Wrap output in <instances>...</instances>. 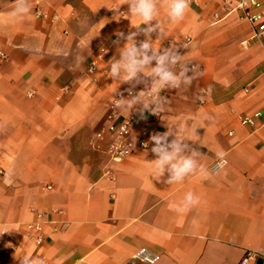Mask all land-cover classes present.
<instances>
[{"label": "crops", "instance_id": "obj_1", "mask_svg": "<svg viewBox=\"0 0 264 264\" xmlns=\"http://www.w3.org/2000/svg\"><path fill=\"white\" fill-rule=\"evenodd\" d=\"M14 2L0 0V13ZM224 2L191 0L175 24L161 8L156 20L165 35L153 33V46L175 45L198 73L191 85L160 93L158 120L150 121L149 111L141 116L139 105L120 110L122 119L138 115L136 133L183 126L187 142L202 153L199 163L210 169L216 151L227 152L221 174L171 185L167 174L151 175L152 142L118 162L93 145L113 97L145 87L110 78L109 64L126 43L117 45V34L141 24L127 4L124 14L113 10L123 0H30L27 17L0 25L7 55L0 64L1 264L25 256L38 264H143L135 258L143 247L161 255L155 264H237L249 251L264 260V37L243 48L253 28L226 15ZM101 50L104 58L90 73ZM256 111L258 127L240 123L241 114ZM189 191L200 197L198 206L184 215L169 208ZM53 209L62 213L49 214L46 241L38 246L26 224L34 210Z\"/></svg>", "mask_w": 264, "mask_h": 264}, {"label": "clouds", "instance_id": "obj_2", "mask_svg": "<svg viewBox=\"0 0 264 264\" xmlns=\"http://www.w3.org/2000/svg\"><path fill=\"white\" fill-rule=\"evenodd\" d=\"M124 4L128 5L127 13L139 18L141 24L134 26L136 28L134 32L117 34L118 39L115 43L119 45L120 40L126 43L123 47H118L119 59L114 57L109 64L110 78L121 84H130L133 87L144 84L145 87L135 94L130 89V96L124 98L121 95L119 99L114 100V105L121 111L129 112L139 105L141 116L145 111L158 115L165 105V98L160 93L165 89L191 85L198 68L196 65L189 67V63L184 62V55L180 54L175 45L163 50L153 46V33H157L158 39H163L165 35L156 17L163 8L171 23H179L190 9L191 0H123V3L113 10L119 14L120 7ZM30 12V0H15L11 11L0 13V25L21 21ZM153 21L156 23L153 24ZM141 25L146 27L142 28ZM141 34L145 39L138 42L136 37ZM153 62H155L154 66ZM186 131L183 126H174L168 127L163 133H155L151 136L153 145L151 152L155 155V159L149 161V164L153 178L160 180L167 174L164 182L171 185L183 182L190 175L209 179L214 174L219 175L224 172L228 164L227 152L223 149L216 151V162L211 169L200 164L199 157L202 153L187 142L189 137ZM192 136H196L195 130ZM199 204L200 197L189 191L181 201L171 203L169 208L179 215H184ZM21 264H38V262L25 256Z\"/></svg>", "mask_w": 264, "mask_h": 264}, {"label": "built area", "instance_id": "obj_3", "mask_svg": "<svg viewBox=\"0 0 264 264\" xmlns=\"http://www.w3.org/2000/svg\"><path fill=\"white\" fill-rule=\"evenodd\" d=\"M197 2V0H193ZM224 10L226 15L236 14L242 19L247 20L252 28L253 33L248 38L241 41L243 48H249L254 42L261 41L264 37V0H225ZM124 14V10H120ZM7 58L5 52L0 51V64ZM104 58V50L97 52L96 57L89 64L90 73H96L100 62ZM249 92L250 89L246 88ZM134 94V91L131 90ZM127 98L130 92L120 91L108 103L107 123L95 133L94 148L98 151L105 152L109 159L114 162L123 160L132 155L137 149H147L151 143V136L155 134V130L150 127H143L138 133L135 128L139 125L140 119L138 115L132 114L127 118L122 119L120 109L114 105V100L119 99L120 96ZM161 112L156 115L152 114L150 121L158 120ZM261 112L256 111L252 114H241L239 116L240 123L252 128L258 127L260 123ZM137 134V138L134 135ZM230 135L233 132L229 133ZM147 144V147H145ZM110 175V170L106 171ZM47 188H52L48 185ZM35 220L26 224L27 234L33 239L36 245L42 246L47 238V224L49 214L56 216L62 213L60 209H53L50 212L34 210ZM60 225L55 227L59 230ZM161 255L148 248H141L138 250L135 258L140 260L143 264H155L159 261ZM258 255L255 252H247L237 264H249L256 261ZM1 264V262H0ZM21 264V263H17Z\"/></svg>", "mask_w": 264, "mask_h": 264}, {"label": "water", "instance_id": "obj_4", "mask_svg": "<svg viewBox=\"0 0 264 264\" xmlns=\"http://www.w3.org/2000/svg\"><path fill=\"white\" fill-rule=\"evenodd\" d=\"M257 261H258V263H259V264H262V263L264 262L263 258H261V257H260V258H258V260H257Z\"/></svg>", "mask_w": 264, "mask_h": 264}]
</instances>
